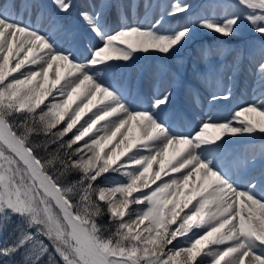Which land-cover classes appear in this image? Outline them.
I'll return each instance as SVG.
<instances>
[{"label": "snow or ice", "instance_id": "obj_1", "mask_svg": "<svg viewBox=\"0 0 264 264\" xmlns=\"http://www.w3.org/2000/svg\"><path fill=\"white\" fill-rule=\"evenodd\" d=\"M53 6L0 0V257L264 264V147H237L264 138V0H178L167 12L184 17L174 29L163 17L110 27L122 5L100 0L78 13L86 45L58 20L71 0ZM36 13L47 28L32 22ZM243 23L261 37L248 51L256 83L230 118L218 105L232 98L224 78L239 69V50L231 65L212 64L213 52L222 61L230 49L201 47L195 76L210 89L208 109L189 126L169 111L175 75L157 80L146 103L105 78L141 53L171 56L197 29L231 38ZM188 96L198 104L199 87Z\"/></svg>", "mask_w": 264, "mask_h": 264}, {"label": "rangeland", "instance_id": "obj_2", "mask_svg": "<svg viewBox=\"0 0 264 264\" xmlns=\"http://www.w3.org/2000/svg\"><path fill=\"white\" fill-rule=\"evenodd\" d=\"M120 1L121 3L124 2V4H128V6L125 5V7H120L117 9L122 23L139 20L140 16L142 20H144L145 17H147L148 19H153V18L159 19L161 17H165L167 15V12L171 11V5L178 2V0H159L160 4L159 6H156L158 8V14H156L155 16L153 14V17H152L151 13L146 14L149 11V9H147L148 6H146V4H144L143 6H140V5L137 6V3L139 0L138 1L137 0H120ZM201 1L202 0H191L192 3L199 4V5H204L207 2V0H203L202 3ZM71 2L74 5V7H76V10L81 11L83 9L91 7V5L93 4H98L100 0H84V2L83 0H71ZM50 9H51V12L54 11L53 0H52V5L50 6ZM48 10L49 8L47 6V11ZM37 16H38V13L32 14L31 19L33 23H38L40 18L38 20H34L36 19ZM72 16L73 14L69 15L68 19L66 21H63L62 23H66L68 20L71 19V21L75 22V25H76L78 21L80 20V18L79 16L72 18ZM25 18L27 19L28 17L26 16ZM169 18L171 19L173 17H169ZM153 22H154V19H153ZM183 22H184V17L181 16L180 18H176L175 20L172 19L167 24L163 23V27L165 29H174V28H177ZM79 23H81V21ZM72 25L73 23H70V27H73ZM109 26L110 27L117 26V20H116L115 14L109 17ZM203 31L204 33H209L212 36L211 34L212 32L207 31V30L197 31V32H194V34L201 33ZM238 31H242V36H244L245 38L243 40V45L245 46L244 47L245 52L249 51L250 45L261 42V37L252 33L246 23H243L241 25V28ZM71 32L74 35V39L76 43L83 42L85 45L88 44V42L83 38L82 32H80L78 28H75ZM220 40L226 41L225 37H219V36H212L211 39L204 38L200 42H195L193 44H190V46H187L183 49L182 48L177 49V51L173 53L171 56H164L159 53H152V54L141 53L137 55L136 58L131 63L119 62L113 65L112 68L106 71L105 78L109 80L111 79V81H115L114 83L117 85H124L126 87H129L132 90L134 95L137 92H139L141 94L140 98L142 99L143 97H145V99L143 100L146 103L147 100H150V97H151L150 92L148 91L149 85H152L151 91H153L155 95H158L159 94L158 90L154 87V84L156 83V81L157 80L163 81V83L165 84L171 83L173 80V75H175L176 77V80L174 83L175 90H174L172 100L170 101V104H169V111L175 112L179 110L183 112L184 124L185 126H189L193 122L198 123L199 121L195 120L190 112L182 111V109L179 107V105L182 104V100H179V98L177 99L178 97L177 93L180 90V87L184 81L187 80L194 84V76L199 68H196L194 70L191 64V60L187 58L192 52V49L194 48V44H195L198 51L194 53V57H196V60H197V62H194V65L195 67H203L204 64H202L203 61L201 59V54H200L201 47L202 46L206 47L209 44L212 45L213 47H215L216 45H223L219 43ZM226 43H229V42L226 41ZM240 43H242V41ZM240 47L241 46H239V48ZM235 54H236L235 52L231 54V58L229 59L228 65H231L233 63L232 59L235 56ZM141 57L142 58L146 57V58L141 59ZM216 59L218 58H216V54H214L213 52L210 62L213 64V62L216 61ZM186 60L188 61L187 64H186ZM183 65H185V67ZM129 66H130V69H129ZM134 67H136L137 69H133ZM147 67L150 70V72H145V69ZM250 69H252V72L249 70V74H247L245 78H241L239 81V83L244 84V86L246 85L245 88L242 87V89H244L243 91L245 93V97L244 98L236 97L234 99L232 98L226 103H222L218 105L219 113L222 119L230 118L231 114L236 110V107H235L236 105L238 104L242 105L244 101L251 100L253 96V92H254L256 78L253 75L252 65ZM237 74L238 73H236L235 75V73L233 74L229 72L224 78V85L226 88H228V85L231 84L229 86V88L231 89V92H234L240 86L238 84V81H236ZM228 75L232 76V79L230 81L227 79ZM168 78H170L171 80L166 81ZM151 79H153V81ZM200 98L202 102L198 104V107L197 106L195 107L191 101L185 102L187 103V107H189V109L193 113L194 112L197 113L198 120L200 119L201 113L207 111L208 109L207 101L209 99V96L200 95ZM203 98L205 99L203 100ZM248 140H249L248 142H243V143H241V141H244V140L239 141L237 144V147L255 149L256 151H259V149L264 147V138L256 136Z\"/></svg>", "mask_w": 264, "mask_h": 264}, {"label": "trees", "instance_id": "obj_3", "mask_svg": "<svg viewBox=\"0 0 264 264\" xmlns=\"http://www.w3.org/2000/svg\"><path fill=\"white\" fill-rule=\"evenodd\" d=\"M228 40H234L235 42H238L242 39V34L240 31H238L235 35H233L231 38H227ZM246 73H247V70H246ZM246 73H242L241 76H244L246 75ZM196 85L199 86V84L196 82ZM70 135V134H69ZM17 258L13 259V258H9V257H0V264H15V261H16Z\"/></svg>", "mask_w": 264, "mask_h": 264}, {"label": "bare ground", "instance_id": "obj_4", "mask_svg": "<svg viewBox=\"0 0 264 264\" xmlns=\"http://www.w3.org/2000/svg\"><path fill=\"white\" fill-rule=\"evenodd\" d=\"M142 99H145V97H143Z\"/></svg>", "mask_w": 264, "mask_h": 264}]
</instances>
